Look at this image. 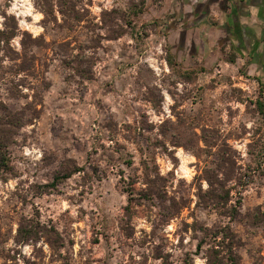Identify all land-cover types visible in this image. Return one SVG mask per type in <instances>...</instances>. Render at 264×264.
I'll return each mask as SVG.
<instances>
[{
    "label": "rangeland",
    "instance_id": "rangeland-1",
    "mask_svg": "<svg viewBox=\"0 0 264 264\" xmlns=\"http://www.w3.org/2000/svg\"><path fill=\"white\" fill-rule=\"evenodd\" d=\"M79 1L0 0V264H264V85L179 63L170 0Z\"/></svg>",
    "mask_w": 264,
    "mask_h": 264
},
{
    "label": "crops",
    "instance_id": "crops-1",
    "mask_svg": "<svg viewBox=\"0 0 264 264\" xmlns=\"http://www.w3.org/2000/svg\"><path fill=\"white\" fill-rule=\"evenodd\" d=\"M170 5L179 63L223 62L264 81V0H170Z\"/></svg>",
    "mask_w": 264,
    "mask_h": 264
},
{
    "label": "trees",
    "instance_id": "trees-1",
    "mask_svg": "<svg viewBox=\"0 0 264 264\" xmlns=\"http://www.w3.org/2000/svg\"><path fill=\"white\" fill-rule=\"evenodd\" d=\"M80 3L79 0H61V3L59 2V7H60V12L63 13V15H66L68 13H75V9L78 7V4ZM43 10V13L45 14V16H50L51 14H53V6L47 2L43 7H41ZM16 36V34L14 32L8 31L6 28L4 30H0V46L2 45V43L4 45H9L11 40ZM170 63H172L173 61H175V58L172 54H170V58H169ZM230 63H234L235 59L234 57L229 59ZM260 83H262L264 85V81L257 79ZM259 109L262 113H264V104L262 103H258ZM8 126H12V127H22V126H17V123L10 122L7 123ZM7 135L5 134L2 137V142L0 143V166L2 168H6L7 167V157L4 154L3 151V146L5 144V142L7 141ZM69 178V177H67ZM216 207V206H215ZM214 208V207H213ZM202 248H204V242L201 241L198 244V249L199 251L202 250ZM226 254H228L229 256V260L225 263L224 261L220 262V264H241L240 258L238 256V254L235 252L234 248H230V250H228V253L226 252ZM212 259V256L209 257V259Z\"/></svg>",
    "mask_w": 264,
    "mask_h": 264
}]
</instances>
